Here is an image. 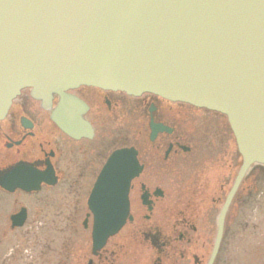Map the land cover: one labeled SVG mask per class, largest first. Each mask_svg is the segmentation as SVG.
I'll return each instance as SVG.
<instances>
[{"label": "flooded vegetation", "instance_id": "af4514ba", "mask_svg": "<svg viewBox=\"0 0 264 264\" xmlns=\"http://www.w3.org/2000/svg\"><path fill=\"white\" fill-rule=\"evenodd\" d=\"M65 93L75 105L71 112L83 122L78 134L63 128L58 95L43 104L27 88L0 119V264H28L29 258L41 264L46 248L58 263L63 255L58 241L69 246L61 235L69 234V220L75 226L82 220L84 231L90 226L84 264H208L241 162L226 117L151 93L87 85ZM112 160L114 167L126 160L132 166L123 174L130 176L128 216L94 250L97 216L89 198ZM261 208L264 168L254 165L225 210L211 264H235L234 248L252 233L253 210ZM49 219L56 243L42 241L37 252ZM256 245L264 249L263 242Z\"/></svg>", "mask_w": 264, "mask_h": 264}, {"label": "water", "instance_id": "95a60500", "mask_svg": "<svg viewBox=\"0 0 264 264\" xmlns=\"http://www.w3.org/2000/svg\"><path fill=\"white\" fill-rule=\"evenodd\" d=\"M79 85L148 92L226 116L241 164L210 264L234 191L250 165L264 167V0H0V119L28 88L43 104L58 95L63 128L78 134L83 122L65 92ZM112 162L89 198L94 250L128 216L123 174L132 166Z\"/></svg>", "mask_w": 264, "mask_h": 264}, {"label": "rangeland", "instance_id": "374dc122", "mask_svg": "<svg viewBox=\"0 0 264 264\" xmlns=\"http://www.w3.org/2000/svg\"><path fill=\"white\" fill-rule=\"evenodd\" d=\"M259 179H263V178L260 177ZM253 212H254V216L253 219L251 220L253 223L252 225L253 231L252 233L251 232L249 234L246 233L247 235L244 234L243 236H241L240 239L242 240L241 244L235 246L233 253V255L236 256L235 264H264V249H261V245L260 246L256 245L260 241L263 242V247H264V208H261L259 210H253ZM81 221L82 220L75 221V223H77V226H75L74 221L69 220L68 222L70 227V229H68L69 234L61 233V235H63L64 238H66V241L68 242L69 246H64L61 239L58 241L57 249H59L60 251L59 252L60 257H61V250L63 252L62 257L60 259L58 258V263L56 262L55 259L51 262L52 260L51 251L46 248L44 251V255L46 256V260L44 264H64L63 262H66V264H72L74 258L77 259L78 261L77 264H79V262L80 264H84L83 256L84 254H86L85 248H86L87 238L89 239V243H90V236H89L90 226L88 230L84 231L81 227ZM52 223H53V219H49L46 225L47 230H45L43 237L38 236V238L41 241V245L37 249V252L39 249H43L41 247L42 241L43 244L45 245H52L56 243L55 236H58V233L54 231V226ZM249 239L250 241H248ZM70 252L72 253V255H70ZM48 254L49 256H47ZM81 258L83 259L80 261ZM240 258L242 260H240ZM28 262H29L28 264H37L35 258L32 259L29 258ZM21 264H24V262L21 261Z\"/></svg>", "mask_w": 264, "mask_h": 264}, {"label": "bare ground", "instance_id": "6f19581e", "mask_svg": "<svg viewBox=\"0 0 264 264\" xmlns=\"http://www.w3.org/2000/svg\"><path fill=\"white\" fill-rule=\"evenodd\" d=\"M42 259H43V260H42ZM45 260H46V256L43 255V257L41 258V260H39V262H40L41 264H44V263H45Z\"/></svg>", "mask_w": 264, "mask_h": 264}]
</instances>
